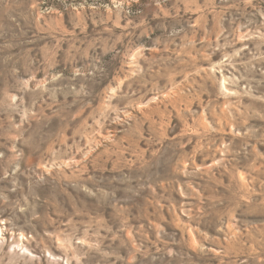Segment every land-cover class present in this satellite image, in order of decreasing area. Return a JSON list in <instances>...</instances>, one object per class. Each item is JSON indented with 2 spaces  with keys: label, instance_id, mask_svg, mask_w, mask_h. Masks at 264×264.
<instances>
[{
  "label": "rangeland",
  "instance_id": "obj_1",
  "mask_svg": "<svg viewBox=\"0 0 264 264\" xmlns=\"http://www.w3.org/2000/svg\"><path fill=\"white\" fill-rule=\"evenodd\" d=\"M0 264H264V0H0Z\"/></svg>",
  "mask_w": 264,
  "mask_h": 264
}]
</instances>
